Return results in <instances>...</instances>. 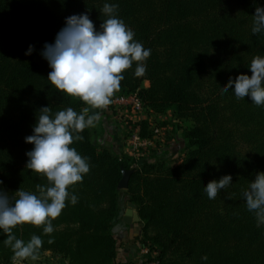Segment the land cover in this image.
Returning <instances> with one entry per match:
<instances>
[{"label": "trees", "instance_id": "1", "mask_svg": "<svg viewBox=\"0 0 264 264\" xmlns=\"http://www.w3.org/2000/svg\"><path fill=\"white\" fill-rule=\"evenodd\" d=\"M105 3L118 5L117 17L151 49L145 74L135 75L134 62L111 99L136 94L154 115L172 110L185 147L174 163L165 162L164 146L131 168L126 156L119 159L113 136L98 142L92 128L85 129L83 141L70 145L90 164L82 182L68 189L78 202L66 201L51 234L31 224L18 225L13 234L25 241L40 236L39 253L60 254L68 264H121L115 232L125 195L137 207L146 262L264 264V224L258 226L243 197L264 172V105L238 100L234 85L222 93L230 77L251 76L253 57L264 56V32L251 31L264 0H0V190L12 198L19 188L38 194L36 185L48 184L26 169L34 145L25 138L33 134L40 108L80 113L86 104L48 81L44 45L55 43L72 15L88 14L100 31ZM130 126L142 138L154 134L148 119ZM122 169L132 171L124 190L117 188ZM225 175L231 184L209 199L204 187ZM4 239L0 230V264H13Z\"/></svg>", "mask_w": 264, "mask_h": 264}, {"label": "clouds", "instance_id": "2", "mask_svg": "<svg viewBox=\"0 0 264 264\" xmlns=\"http://www.w3.org/2000/svg\"><path fill=\"white\" fill-rule=\"evenodd\" d=\"M118 5L105 3L102 13L107 17L100 25V31L89 15L79 14L66 18V26L57 34L54 44H45L43 57L51 71L48 81L55 88L70 97L79 98L89 108L77 113L68 107L52 113L49 106L38 111L33 134L25 141L34 145L26 153V169L47 178V185H36L38 194L18 189L10 198L8 192L0 190V230L6 235L3 243L13 253V264L26 260L37 261L43 245L40 236L33 234L28 241L18 239L13 229L18 225L31 224L42 227L44 234L54 231L53 221L58 218L70 199L75 205L78 197L70 194V186L82 182L90 171L87 157L80 155L74 147L76 141H83L80 135L85 129L94 127L100 118V111L91 115L89 110H104L111 103V97L121 86L122 73L136 63L135 75L146 72L145 61L151 49L134 39L135 33L116 15ZM253 34L264 32V7H256L253 15ZM29 46L26 55H30ZM249 69L251 76L240 74L229 78L222 87V93L233 88L238 100L249 97L257 106L264 105V56L253 57ZM232 181L225 175L218 181L212 180L205 187L209 199H215L222 189ZM3 182L0 181V184ZM246 207L260 224H264V172H258L255 179L244 190ZM230 198V197H229ZM49 240L48 243H53ZM207 260V256L202 257Z\"/></svg>", "mask_w": 264, "mask_h": 264}, {"label": "built area", "instance_id": "3", "mask_svg": "<svg viewBox=\"0 0 264 264\" xmlns=\"http://www.w3.org/2000/svg\"><path fill=\"white\" fill-rule=\"evenodd\" d=\"M109 109L117 122L119 135L123 139L124 148L120 151L119 159L126 156L131 168L135 167L142 158L149 156L152 152H158L166 145V141L161 140L163 125H158L159 122L165 121L162 119L163 115H154L149 112L136 94L114 97L111 99ZM141 119L153 121L155 128L151 138H142L139 134V128L130 126L132 122ZM173 121L175 122V118ZM142 248L148 256V249ZM148 262L146 264H157L154 261Z\"/></svg>", "mask_w": 264, "mask_h": 264}, {"label": "crops", "instance_id": "4", "mask_svg": "<svg viewBox=\"0 0 264 264\" xmlns=\"http://www.w3.org/2000/svg\"><path fill=\"white\" fill-rule=\"evenodd\" d=\"M85 108H89L88 105L85 106ZM84 108V109H85ZM95 111H100V118L95 123L94 128H99L101 130L104 139L103 140H109L111 141V136H113V145L118 149V151L122 148V143L120 139V135L118 134V125L117 122L114 120V117L112 115L111 110L109 107H107L104 110H89V114H93ZM172 110H168L165 114H163L162 119H164L163 123V129L167 130L168 132V138L166 141V148H169V157H176L178 154H181L185 144L183 140V136L181 137L182 133L181 130H177L173 127L174 118H173ZM170 130V131H169ZM112 134V135H111ZM182 144L180 145L179 143ZM156 153L152 152L151 154ZM150 154V155H151ZM149 155V156H150ZM148 157V156H147ZM127 199L124 198L122 195L121 198V213H120V221L121 224L116 227V236L119 239V250L122 253L121 257L122 260H119V263L121 264H133V262L136 260V264L141 263V256H139L138 249L142 248V245L137 241L136 246L133 245L134 237L139 232V224L138 222H125L122 220V216L124 214L125 209L127 208ZM137 247V248H135ZM125 254V255H124ZM63 264H67V261H64Z\"/></svg>", "mask_w": 264, "mask_h": 264}, {"label": "rangeland", "instance_id": "5", "mask_svg": "<svg viewBox=\"0 0 264 264\" xmlns=\"http://www.w3.org/2000/svg\"><path fill=\"white\" fill-rule=\"evenodd\" d=\"M148 85V82H146V81H144L143 82V86H147ZM89 114V113H88ZM90 115V114H89ZM186 125H190V122H187L186 123ZM175 127V126H174ZM92 128V130H93V136H94V138H95V140H97L98 142L99 141H102V139H104V137H103V134H102V132H101V130H99V128H94V127H91ZM177 129V128H176ZM178 130V129H177ZM180 130V129H179ZM170 131V130H169ZM182 133V132H181ZM118 134H120L119 132H118ZM168 136V132H167V130H163L162 131V133H161V140H164V141H167V139L166 138H168L167 137ZM181 137H182V135H181ZM120 139H121V143H122V148H124V146H123V139L121 138V136H120ZM180 145L182 144V142L181 143H179ZM121 148V149H122ZM121 151V150H120ZM179 156H180V154H178V156H176V157H174V158H172V157H168V158H166V160H165V162L167 163V164H170V163H174L175 162V160H177L178 158H179ZM124 196V198L125 199H127V197L125 196V195H123ZM128 202V200L126 201V203ZM133 205H134V209L137 211V207H136V205L133 203ZM141 226H142V224L140 223V226H139V232L136 234V236L134 237V241H133V245H135L136 246V243H137V241L139 242V240L137 239L138 237H140L141 236ZM140 243V242H139ZM135 248H137V247H135ZM138 253H139V256H141V263L140 264H146V263H149L148 261L146 262L145 260H147V253H145L144 251H143V248H141V250H140V248L138 249ZM64 261H67V264H68V260H67V258H65V257H63V256H61L60 254H57V253H52L51 251H49V250H46V251H42L41 253H39V259L37 260V261H31V260H26L25 261V264H63L64 263ZM24 262V261H23ZM21 262H17V264H20ZM137 263V261L135 260L134 262H133V264H136Z\"/></svg>", "mask_w": 264, "mask_h": 264}, {"label": "water", "instance_id": "6", "mask_svg": "<svg viewBox=\"0 0 264 264\" xmlns=\"http://www.w3.org/2000/svg\"><path fill=\"white\" fill-rule=\"evenodd\" d=\"M131 170L122 169V175L118 182L117 188L120 190H124L127 188L129 176L131 174ZM122 220L125 222H138L140 220V217L138 215V212L134 209V205L132 202H127V208L124 211V214L122 216Z\"/></svg>", "mask_w": 264, "mask_h": 264}]
</instances>
